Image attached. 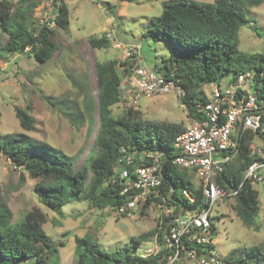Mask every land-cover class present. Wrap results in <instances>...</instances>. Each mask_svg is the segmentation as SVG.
Segmentation results:
<instances>
[{
  "label": "trees",
  "instance_id": "trees-1",
  "mask_svg": "<svg viewBox=\"0 0 264 264\" xmlns=\"http://www.w3.org/2000/svg\"><path fill=\"white\" fill-rule=\"evenodd\" d=\"M27 1L22 0L14 12L10 1H0V58H4V54H29L44 64L58 50L54 40L56 30H67L70 26L69 8L65 3L56 6L54 11L58 12L54 18L41 24L28 14L34 4L30 2L25 6ZM263 3L264 0H215L213 3L178 0L166 3L162 14L151 19L147 25L143 37L155 42L163 40L170 50L169 57L155 63V69L185 91L181 103L187 107L190 118H200L196 105L210 100L204 88L209 84L220 86L227 74L231 75L229 82H233L240 74L254 70L253 88L259 99L264 101V53H245L239 47L240 30L250 23L247 12ZM52 21L55 27L48 25ZM254 30L256 32V28ZM4 35L8 37L6 42L3 41ZM89 42L92 48L98 50L111 46L106 33L101 37L90 38ZM120 68H123L122 72ZM95 69L98 96L95 97L89 91L87 81L78 83L73 80L74 87L79 88L84 96V113L77 114L78 109L74 105L68 106L66 114L77 127L83 121L84 114L91 121H94L95 112L99 115V129L93 141L94 151L85 158L82 166L77 167L76 156L65 154L53 145L34 140L24 133L4 135L0 139V152L22 173L36 181L34 190L40 202L63 215L61 207L72 201L84 200L91 207L101 210L118 207L125 202L126 196L122 190L127 180L121 179L118 172L126 166L122 147L133 155L137 152L166 150L167 158L164 159L163 181L159 191L161 196L166 197L167 206L175 207L174 214L162 219L159 230L156 228L134 237L131 245L126 244L116 250L104 249L88 235L76 237L75 264H169L174 256L165 240L169 222L182 208L200 211L204 207L202 185L196 172L179 168L171 162L175 154L176 137L186 128L178 123L142 120L133 108L115 117L113 107L121 102L122 81L124 77L132 75L133 61L130 57L124 62L116 59L98 61ZM30 111V106L15 109L20 126L26 131L35 130L36 120ZM1 116L0 113V120ZM257 141L264 144V132L243 130L235 156L225 164L224 171L215 176L218 185L228 190L239 189L237 196L223 203L234 204L237 217L246 226H255L260 213L259 192L253 187L255 184L244 181V173L254 161L251 147ZM184 191L194 198L193 202L184 196ZM158 202V196L150 198L141 206V214ZM211 222L214 235L215 224ZM45 223L47 216L39 209L13 222V212L6 202L0 201V264H58L59 246L65 244L62 241L56 243L44 231ZM155 235L164 248L157 254L139 255L136 249L142 247L144 242H150ZM186 247L196 245L186 244ZM211 247L215 249L209 246L206 247L207 251ZM225 261L264 264V247L235 249Z\"/></svg>",
  "mask_w": 264,
  "mask_h": 264
},
{
  "label": "rangeland",
  "instance_id": "rangeland-1",
  "mask_svg": "<svg viewBox=\"0 0 264 264\" xmlns=\"http://www.w3.org/2000/svg\"><path fill=\"white\" fill-rule=\"evenodd\" d=\"M8 1L14 6L13 12L22 2ZM173 1L178 0H28L25 6L30 2L34 4L28 14L37 23L51 21L58 12L54 11L55 7L65 3L70 12V26L67 30H56L54 40L58 50L47 63H39L29 54H4V58H0V139L6 134L24 133L34 140L53 145L65 154L76 156L77 167L82 166L85 158L94 151L93 141L99 129V115L95 112L94 121H91L84 114L79 127L66 115L68 106L74 105L78 109L77 114L84 113V96L79 88L74 87L73 80L78 83L87 81L89 91L97 97L99 89L95 64L98 61L116 59L124 62L130 57L133 68L145 65L155 69V63L169 57L168 44L163 40L155 42L144 38L143 34L151 19L159 17L164 5ZM195 1L213 3L215 0ZM247 15L250 23L240 30L239 47L245 53H264V3L250 9ZM104 33L112 36L111 46L102 50L92 48L90 38L101 37ZM7 39V35H4L3 41ZM115 43L121 47H116ZM230 78V74L223 78L221 89L228 88ZM128 82L129 78L124 77V91L127 90ZM215 87L216 84L207 85L205 94L212 96ZM27 106H30V114L36 120L33 131L21 128L15 112L16 107ZM137 106L133 110L142 120L178 123L184 128L190 124L188 109L181 103L177 91L144 97ZM127 109L120 102L113 107L114 116L124 115ZM35 184V180L22 173L0 152V201L6 202L13 212V222L22 220L25 214L34 209L41 210L47 216L44 231L56 243L62 241L65 244L59 246L58 264H75L76 237L88 235L104 249L116 250L126 244L131 245L134 237L156 228L159 230L165 216V208H161L158 203L146 209L143 215L141 207H138L133 216H118L95 209L84 200L72 201L61 207L63 215H60L40 202L34 190ZM253 187L259 192L260 200V213L255 226L242 224L233 209L234 204L221 202L215 205L211 213V221L215 224V253L223 259L235 249L264 247V181ZM141 246L136 249L141 256L157 254L164 248L158 242L157 235ZM173 264L198 263L182 258Z\"/></svg>",
  "mask_w": 264,
  "mask_h": 264
},
{
  "label": "built area",
  "instance_id": "built-area-1",
  "mask_svg": "<svg viewBox=\"0 0 264 264\" xmlns=\"http://www.w3.org/2000/svg\"><path fill=\"white\" fill-rule=\"evenodd\" d=\"M44 23L47 21L41 22ZM48 25L56 26L54 21ZM107 38L110 40L112 36L107 34ZM115 46L121 47L119 43H115ZM132 71L127 90L122 89L121 92V102L128 109L137 108L138 101L144 97L150 98L171 91H177L180 97L185 95L181 87L167 80L157 69L144 65L134 67ZM254 76V70H249L240 74L235 81H230L228 88L215 87L208 102L196 105L200 118H190L189 126L176 137L175 154L171 162L179 168L196 172L202 185L204 207L200 211L183 208L169 222L165 240L174 253L169 264L182 258L192 259L198 264H231L217 255L215 249L211 247L207 251L206 247L214 246L211 213L215 205L237 196L239 192V189L228 190L218 185L215 176L224 171L225 164L236 154L239 145L236 133L240 122L241 132H264V101L259 99L253 88ZM121 151L126 166L119 171L117 167L116 171L121 179L127 180L122 190L126 200L118 207L102 210L118 216H133L138 207L158 196L159 206L165 208L164 217L172 216L175 207H168L166 197L161 196L159 191L167 151L137 152L135 155L130 154L125 147ZM251 156L254 161L246 169L244 181L256 184L264 181V144L255 143L251 147ZM184 196L194 201L187 191H184ZM186 244H194L196 247H186Z\"/></svg>",
  "mask_w": 264,
  "mask_h": 264
},
{
  "label": "water",
  "instance_id": "water-1",
  "mask_svg": "<svg viewBox=\"0 0 264 264\" xmlns=\"http://www.w3.org/2000/svg\"><path fill=\"white\" fill-rule=\"evenodd\" d=\"M241 129H242V121L240 122V124H239V127H238V129H237V133H236V137H237V143L239 142L238 141V138H239V136H240V133H241ZM162 177H163V174H162ZM174 191V187L172 188V190H171V193ZM183 209V208H182ZM168 230V227L166 228V231ZM165 236H166V234H165ZM165 257V256H164ZM163 257V258H164Z\"/></svg>",
  "mask_w": 264,
  "mask_h": 264
},
{
  "label": "crops",
  "instance_id": "crops-1",
  "mask_svg": "<svg viewBox=\"0 0 264 264\" xmlns=\"http://www.w3.org/2000/svg\"><path fill=\"white\" fill-rule=\"evenodd\" d=\"M198 180H199V179H198ZM180 212H182V210H181Z\"/></svg>",
  "mask_w": 264,
  "mask_h": 264
}]
</instances>
